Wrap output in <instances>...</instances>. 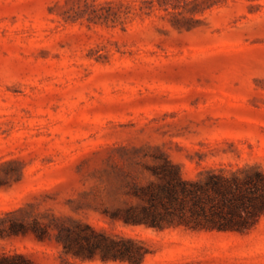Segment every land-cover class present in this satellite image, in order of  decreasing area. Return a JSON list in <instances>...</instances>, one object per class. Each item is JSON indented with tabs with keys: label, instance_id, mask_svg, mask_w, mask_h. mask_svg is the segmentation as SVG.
I'll use <instances>...</instances> for the list:
<instances>
[{
	"label": "rangeland",
	"instance_id": "374dc122",
	"mask_svg": "<svg viewBox=\"0 0 264 264\" xmlns=\"http://www.w3.org/2000/svg\"><path fill=\"white\" fill-rule=\"evenodd\" d=\"M167 160L186 178L264 170V0H0V212L144 239L141 264H264V216L247 232L112 218ZM51 233L0 236V253L63 264Z\"/></svg>",
	"mask_w": 264,
	"mask_h": 264
},
{
	"label": "trees",
	"instance_id": "16d2710c",
	"mask_svg": "<svg viewBox=\"0 0 264 264\" xmlns=\"http://www.w3.org/2000/svg\"><path fill=\"white\" fill-rule=\"evenodd\" d=\"M155 178L134 180L127 193L135 198L111 213L127 224L156 229L185 226L192 230L247 232L264 216V170L247 164L236 169L210 167L186 178L179 167L166 161L153 168ZM18 209L0 212V236L33 232L44 240L53 235L62 246L63 264L87 260L141 264L151 252L144 239L109 234L72 217L53 215L43 223L38 218H20ZM72 257L74 260H71ZM0 264H33L20 253H0Z\"/></svg>",
	"mask_w": 264,
	"mask_h": 264
}]
</instances>
